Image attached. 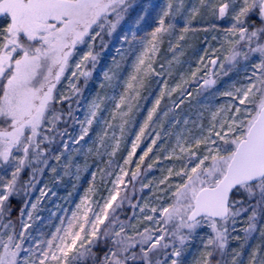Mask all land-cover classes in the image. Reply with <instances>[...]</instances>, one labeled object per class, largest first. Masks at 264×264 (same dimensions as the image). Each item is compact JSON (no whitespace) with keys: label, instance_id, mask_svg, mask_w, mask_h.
<instances>
[{"label":"snow or ice","instance_id":"snow-or-ice-1","mask_svg":"<svg viewBox=\"0 0 264 264\" xmlns=\"http://www.w3.org/2000/svg\"><path fill=\"white\" fill-rule=\"evenodd\" d=\"M112 39L120 59L85 97ZM51 161L96 168L44 232L51 189L32 195L45 170L62 179ZM0 264H264V0H0Z\"/></svg>","mask_w":264,"mask_h":264},{"label":"rangeland","instance_id":"rangeland-1","mask_svg":"<svg viewBox=\"0 0 264 264\" xmlns=\"http://www.w3.org/2000/svg\"><path fill=\"white\" fill-rule=\"evenodd\" d=\"M141 3L147 2V0H140ZM154 3H162V0H153ZM138 10V9H137ZM132 15H135L133 13ZM131 18V17H130ZM129 18V19H130ZM151 30L150 28L148 29ZM143 33H141L142 35ZM202 36V34H201ZM191 47L187 48L184 52V55L180 57L181 63L179 65L173 64V75L170 79V83L174 82L175 80L179 79V74L181 72H184L185 70L189 69V64L192 66H195V61L197 56L200 54L199 50L202 47L201 40L195 39L190 41ZM119 42L117 39H112L106 51L103 52L100 64L98 65V68L96 72L94 73L93 79L90 81L88 88L86 89L84 95L85 97L90 98L92 94H94L98 90V85L101 81L102 71L105 69L110 63L113 57H116L117 60L120 59L119 55L116 53L115 49L119 47ZM124 47H127L125 45ZM168 45L167 41H165L164 45H162L161 53L158 58L157 63V70H159V64L160 63H166L167 60H170L172 57V54L167 51ZM132 57H129V59L126 61V71H127V65L131 63ZM126 71L124 74H126ZM228 78H225V80L221 81V83L218 85L219 89H223L224 84L227 82ZM196 85L193 84L191 88H195ZM191 90V89H190ZM159 91V87L155 83V79H153L149 85V89L144 92V95L148 97L146 101H142L144 104V109L140 112L139 115L136 117V121L134 126L131 129V133L128 136L130 147V141L134 139L135 133L139 130V125L143 122V118L146 115L147 109L151 107L152 101L155 99V96L157 95ZM149 92H151V95H149ZM175 99V96L173 97ZM205 97L203 95L197 96L195 100L192 101V103L185 104L182 106L181 109H177V114L180 115L181 119H183L185 116H190L194 118L195 112L199 109V104L203 102ZM168 105V107H171L170 101L167 99L162 102L163 105ZM78 115L83 116V113H78ZM72 131H75V129H70ZM98 130L97 126H94V131ZM143 147V145H142ZM126 155V150H122L117 154L115 157L116 161L118 163H122V158ZM53 166H57L58 174L62 176V179L57 182L54 179L53 174L50 172V170H45L43 176L40 179V183L37 185V190L33 193L32 199L34 200L36 196L39 195V188L43 187L45 184L48 185V187L51 189L49 192V195L47 198H45L40 206V211L38 215L42 217L40 221L37 222L36 228L40 229L41 231L48 232L51 230H54L55 226L59 223L58 217L64 215L63 210L68 209L69 214L71 211L75 208V204L79 202L80 197L84 195L85 190L89 187V184L92 182L91 172L95 170L96 164L90 161L89 163L92 164V167L89 168L87 172H84L80 175L79 179H76L74 176H63L62 170L59 168L58 165H56L55 161L50 162ZM158 171H153L149 173V176H158ZM96 184L99 185V177L97 178ZM75 185V188L73 187ZM99 191L103 193V188H100ZM52 192L55 193V195H52ZM69 193H71V196L69 197ZM59 205V207H57ZM52 213H56L55 216L52 215ZM258 237V233L256 234ZM255 242V241H253ZM236 242H233L231 247H236Z\"/></svg>","mask_w":264,"mask_h":264}]
</instances>
